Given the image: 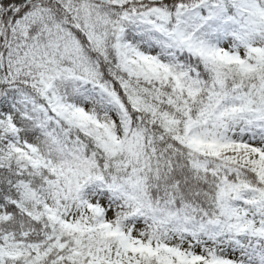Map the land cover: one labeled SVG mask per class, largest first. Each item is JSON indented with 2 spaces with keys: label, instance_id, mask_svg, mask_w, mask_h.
<instances>
[{
  "label": "snow or ice",
  "instance_id": "6c2138e0",
  "mask_svg": "<svg viewBox=\"0 0 264 264\" xmlns=\"http://www.w3.org/2000/svg\"><path fill=\"white\" fill-rule=\"evenodd\" d=\"M0 264H264V0H0Z\"/></svg>",
  "mask_w": 264,
  "mask_h": 264
}]
</instances>
